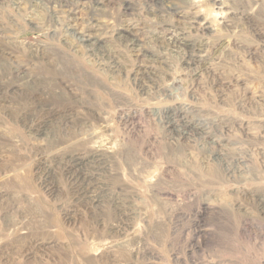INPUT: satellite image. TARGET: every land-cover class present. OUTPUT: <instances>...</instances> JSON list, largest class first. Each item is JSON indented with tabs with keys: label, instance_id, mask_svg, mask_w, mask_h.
Segmentation results:
<instances>
[{
	"label": "rangeland",
	"instance_id": "374dc122",
	"mask_svg": "<svg viewBox=\"0 0 264 264\" xmlns=\"http://www.w3.org/2000/svg\"><path fill=\"white\" fill-rule=\"evenodd\" d=\"M66 4L0 0V264H264V0Z\"/></svg>",
	"mask_w": 264,
	"mask_h": 264
},
{
	"label": "bare ground",
	"instance_id": "6f19581e",
	"mask_svg": "<svg viewBox=\"0 0 264 264\" xmlns=\"http://www.w3.org/2000/svg\"><path fill=\"white\" fill-rule=\"evenodd\" d=\"M57 1H59V2H62V1H64L65 2V4H66V2H68V0H57ZM91 1V0H90ZM94 3H96V5L97 4H99L100 2H101V0H92ZM105 1H111V0H105ZM154 1H156V2H158L159 0H154ZM75 2V1H74ZM73 3V2H72ZM88 3V2H87ZM74 4V3H73ZM76 4V3H75ZM216 4H218V7L220 6V3L219 2H216ZM62 5H63V3H62ZM66 5H68V3L66 4ZM70 5V4H69ZM87 6V5H86ZM216 6V5H215ZM99 7V6H98ZM90 9V8H89ZM219 9H222L221 8V6L219 7ZM214 10V9H213ZM223 10V9H222ZM222 10H220V11H218V10H215L214 12H219V13H221V11ZM213 12V11H212ZM224 12V11H223ZM214 15V14H213ZM74 16V15H73ZM165 16V15H164ZM215 16V15H214ZM228 17V16H227ZM216 18V17H215ZM221 23V22H220ZM78 24V23H77ZM203 26V29H209V26L206 24V25H202ZM73 27V26H72ZM176 30V29H175ZM80 31V30H79ZM82 32V31H81ZM178 33V32H177ZM179 34H174V35H171V42L175 45V46H178V44L180 45H184L185 47H186V63L185 64H188V65H190V63L192 62V61H195L196 59H198L197 57H200V54H197L196 52H195V50L193 49V45L191 44V42L189 43H187V42H184V38L183 37H181V36H178ZM185 36V35H184ZM86 38V37H85ZM131 38V37H130ZM128 39V38H127ZM135 40V39H134ZM159 40V39H158ZM131 42V41H130ZM89 44H92V43H90L89 42ZM199 45V44H198ZM141 47V46H140ZM208 50V49H207ZM199 51V50H198ZM97 53V52H96ZM210 57V56H209ZM202 59V58H201ZM181 61V60H180ZM198 61V60H197ZM200 61V60H199ZM185 62V61H184ZM184 65V64H183ZM187 65V66H188ZM193 65H195V64H193ZM191 67V66H190ZM170 113V112H169ZM180 117L181 118H184V116H183V114H181L180 115ZM183 124H184V126H188L189 125V123L187 122V121H183ZM192 126H188L187 127V131H190V130H192ZM194 128H195V126H194ZM186 133H191V132H186ZM193 133V132H192ZM59 151H60V149H59ZM56 156V155H55ZM223 223V222H222ZM243 224V223H242Z\"/></svg>",
	"mask_w": 264,
	"mask_h": 264
}]
</instances>
